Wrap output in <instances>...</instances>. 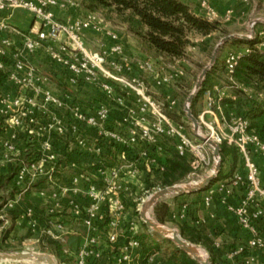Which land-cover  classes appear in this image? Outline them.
Returning a JSON list of instances; mask_svg holds the SVG:
<instances>
[{
  "label": "built area",
  "instance_id": "built-area-1",
  "mask_svg": "<svg viewBox=\"0 0 264 264\" xmlns=\"http://www.w3.org/2000/svg\"><path fill=\"white\" fill-rule=\"evenodd\" d=\"M73 5L76 4L70 0H0V12L12 15L14 10L23 9L32 14L38 22V25L32 24L25 31H20L6 20H0V72H6V77L17 90L13 95L0 92V116L4 117L6 130L26 132L38 146L39 152L36 160L20 165L14 178V183L19 189L16 195L26 194L42 178L53 188L49 196L56 208L60 205V197L69 193H84L88 200L84 208L78 205L73 197L68 198L73 214L82 216L86 229L84 240L72 264H87L89 260L94 261L101 256L98 247V223L106 226L105 240L116 246L111 264H142L143 261L156 264V252L146 259L140 257L141 243L137 239L136 216L127 219L125 231L122 229L128 208L126 200L132 187H135L139 170L137 159L128 160L126 148H135L141 157H144L150 145L158 144L163 138L172 140L175 152L185 158L192 174L209 165L206 147L208 143L191 139L183 125L167 114L166 110L172 109L177 102L171 94L165 93V109L163 104L148 92L145 81L131 72L134 68L151 72L152 83L156 87H168L183 76L184 70L180 64L184 59L175 60L174 66L165 71H155L154 62L149 59L130 63L124 55L119 36L104 26L103 19L97 13L87 12L82 17L67 21L57 19L53 9L64 10ZM200 6L206 19L214 20L219 16L208 0H201ZM231 15V11L226 10L221 16L223 19H229ZM85 30L103 34L109 40L108 46L98 51L87 49L83 36ZM2 32L6 36H2ZM10 34L21 37L20 46L12 52H8L12 46ZM255 36L261 39L258 48L264 51L263 32L252 31L247 35L250 39ZM38 49L44 51L53 65L66 70L71 85L90 84L100 80L104 100L94 111H87L70 97L60 98L51 91L47 86V77L34 71L29 60ZM244 52H249V48L228 50L224 57L225 73L233 85L235 83L232 73ZM109 55H115L118 59L109 60ZM130 95L132 102L127 100ZM205 95L206 108L197 116L199 134L218 145L225 142L236 146L242 158L241 171L233 174L229 184L231 188H243L244 194L237 204L228 203L226 199L231 193L230 188L221 185L218 189L225 193L221 202L249 235L247 246L264 248V182L259 167L251 157L252 154L264 156V141L249 132L247 119L239 116L230 120L225 118L221 105L225 96L223 91L216 88L214 94L207 90ZM112 104L125 115L118 120L120 128L117 130L107 128ZM63 108L67 109L68 116L66 113H59ZM201 127L205 128L204 133L201 132ZM87 129L94 130L95 137L77 136ZM55 135L67 137L74 143L73 148H78L96 159L93 170L81 169L74 162H66L55 150ZM12 136L16 138L17 135ZM18 143V137L15 141H0V165H5L13 159ZM114 145L120 147L115 163L106 165L103 162L106 158L103 154L107 148ZM210 147L213 150L211 145ZM213 160L216 163V159ZM155 162L156 159L153 158L151 163ZM149 164L145 162L147 170L150 168ZM214 191L215 188H210L204 198L207 207L211 204ZM38 193L43 196L46 190L41 189ZM12 201L13 199L7 200L4 206H11ZM141 201L143 202V199ZM141 205L137 203L133 211L139 214ZM185 209L183 205L179 217H183ZM25 216L29 218L32 231V236L25 239L26 246H29L27 250L30 243H33V249L37 251L45 238L62 241L64 235L69 234L68 229L59 221L41 222L33 207L25 209ZM0 219L5 221L1 215ZM123 235L126 236V241L120 242ZM244 249L245 245H238L227 253V258L234 259ZM248 263L249 261H246L242 264Z\"/></svg>",
  "mask_w": 264,
  "mask_h": 264
},
{
  "label": "trees",
  "instance_id": "trees-1",
  "mask_svg": "<svg viewBox=\"0 0 264 264\" xmlns=\"http://www.w3.org/2000/svg\"><path fill=\"white\" fill-rule=\"evenodd\" d=\"M81 3L89 12L103 11L114 15L121 24L125 25L127 32L137 39L146 53L153 56L155 60L175 61L185 59L191 36L206 37L218 31L224 33L219 21L210 22L202 16L196 15L189 4H185L180 0H81ZM260 41L261 39L258 36L252 39L232 38L222 46V48L230 46L228 50H232L244 45L243 47L249 48V52L240 55L233 70L232 79L235 84L233 85L231 81L227 82L223 79L224 82L232 86L237 85L239 88L233 89L234 99L224 97L221 105L225 116L229 117V113L232 112L237 117L247 119L249 132L258 135L264 141V102L255 100L245 91V89L251 90L253 93L264 95V51L258 48ZM223 71H225V63L224 61L220 62L217 57L214 66L207 73L201 88L190 104L192 114L195 117L198 116L195 109L196 103L205 95L207 90L211 89L213 77L221 79L222 76L219 72ZM216 72H218L217 75ZM5 77L6 72L1 71L0 87ZM79 86L81 84L77 87ZM116 90L119 92L118 88ZM166 112L170 117L179 121V118L172 115L169 110ZM181 114L183 115V112ZM4 130V117L0 116V136ZM53 141L56 152L63 156L66 162H74L81 169L86 168L85 159L89 157L87 153L80 151L78 148H71L69 142L63 137L55 135ZM119 149L120 147L116 145L109 148L108 161L115 162ZM126 151L128 160L137 159L138 168L147 172L145 189L171 186L184 180L191 172L185 158L177 155L174 142L169 139L163 138L158 144L150 145L144 157H141L135 148H126ZM161 152L163 153V159L158 155ZM38 155L39 152L36 149L35 142L31 140L26 132H20L17 153L0 171V201L5 203L19 192L14 183V178L20 165L23 162L36 160ZM219 155V171L214 181L207 188L222 179L229 181L236 171H241L242 158L236 146L223 142L220 144ZM153 158L156 159L155 163H151ZM146 161L150 163L149 170L146 168ZM2 206H0V209ZM169 209L167 202H157L153 207L155 219L160 223H165L171 215ZM185 213L188 214V210ZM183 218H181L180 223V235L186 237L184 226L189 225L187 220ZM2 223L3 220L0 219V224ZM141 224L145 226L142 222ZM8 234L9 229L4 228L2 230V240L6 239ZM137 238L143 246L145 257L153 249L160 251V242L156 237L146 232L139 234ZM163 239L165 242L171 243L170 239ZM196 240L197 234L192 235L190 241L196 242ZM44 242L45 244L41 245L42 248L54 254L59 264L73 263V259L64 253L62 244L59 241L45 238ZM205 246L210 253V262L213 264L214 253L211 247L207 244ZM2 247L3 245L0 243L1 250H3ZM168 256L173 264H194L189 255L175 245H173Z\"/></svg>",
  "mask_w": 264,
  "mask_h": 264
},
{
  "label": "rangeland",
  "instance_id": "rangeland-1",
  "mask_svg": "<svg viewBox=\"0 0 264 264\" xmlns=\"http://www.w3.org/2000/svg\"><path fill=\"white\" fill-rule=\"evenodd\" d=\"M70 1H73L76 5H73L71 7L69 6L64 10L53 9L55 16L57 17L58 20H60V21H67L68 19L71 20L73 18L82 17L85 15V13L89 12L88 10H86L83 7L81 0H70ZM208 1H210V3L212 4V0H208ZM239 3H242L241 6L237 7L238 9H235V7ZM235 5H233L227 9V10H230L232 13L231 18L223 19L222 16L218 14L219 16L214 20L206 19L204 17L203 8L201 6H199L201 9V13H202L201 16L210 22L219 21L221 23L222 29L224 30V33L218 31V32H215L214 34H212L210 36V38H208V40L205 42L206 45L202 46L203 47L202 50H200V46L198 45L199 43H201L200 41L197 44L194 40L193 41L190 40V43L186 49L187 53H186V56L184 59L185 64H183V65L180 64V66H182V68L184 70L183 76L177 78L172 83V85H170L168 87H166V86L165 87H156L152 83V81L149 78H147L148 76L152 77L153 73L148 72V71L142 72V71H139L135 68L131 72V74L136 75L145 81L148 92L152 95V97L155 100L162 103L163 107H165V109H166V103L164 102V99L163 98L157 99V96H160L163 93H167V94H171L174 97V99L176 101H178L179 107L181 109L180 111L183 112V115H182L183 118L179 119L178 122L181 125H183V127L185 128L187 134L189 135V137L191 139H197V140L201 141L193 132L192 122L186 116V111L184 109L185 103H186L188 96L190 95V93L194 89V86L198 80L199 74L201 73L202 69L209 63L212 52H213L215 46L217 45V43L223 37H226L229 35H245V36H247L252 31L263 32V34H264V0H254V1L253 0H237V3ZM212 7H213V9H215L213 5H212ZM241 11L243 12V16H242L243 21L246 23L243 24V26H241L237 30V33H230L229 31H231V30H229L230 28H229L227 23L231 22L233 16L236 15V12H239V14L241 16ZM94 13H97L103 19V24H104V26H106V28H108L112 31H115L117 33V35L119 36L120 42L123 45L124 55L127 57V59L129 60L130 63H135L138 60L149 59L152 62H154L155 69H156L155 71H159V70L165 71L169 67L174 66L175 61L165 60V59L155 60L154 57L149 55L148 53H146L145 49L141 46H140V49H135L131 45V43H135V42H133V41H135V38L129 32H127L125 25L121 24L115 18L114 15L103 12V11H96ZM13 14H14V16L11 18L10 14H8L7 12H4V13L0 14V20L1 19L6 20L10 25L14 26L16 29H18L20 31H25L26 29H28L29 23L31 25L32 24L38 25V22H36L34 20L33 15L30 14L26 10L16 9L12 12V15ZM127 35H128V37H127ZM2 36H6L5 33L2 32ZM83 36H84V44H85L86 48L89 50H92V51L101 50V49L107 47L109 44V40L103 34L96 33L92 30L83 31ZM9 38L12 41V46H10L8 52L16 51V48H18L20 46L21 37L16 35V34H13V35L10 34ZM232 38L233 39H241L237 36L231 37V39ZM222 46H221L219 52L222 50ZM229 48H230V46H228V49ZM219 52H218V55H219ZM218 55H217V57H218ZM108 59L109 60L110 59H118V57L115 55H109ZM29 60L32 64L35 65V67H34V65H33V67H34V71H36L37 73H40V74L44 73V74L52 75L53 71H55V72L59 71V67L56 65H53V63L50 62V60L47 58V56L45 55V53L42 49L36 50L29 57ZM36 66H37V68H36ZM50 80L52 82L51 83L52 85L51 86L49 85V86L51 88H53L54 87L53 84L56 85V83H54L52 78ZM54 89L56 91H58L59 90L58 85ZM68 89L69 88H67L65 90H68ZM76 89L78 90V93H80L82 96L89 97L90 93H91L90 95H93V98L90 97L88 99H85L82 96H79L78 100H75V99H73V97L71 95H68L71 100L77 101L78 105H80V106L86 105L88 108V111H91V110L94 111V108H96V106L104 100L103 95H102V91L100 88V80H95L93 83H90V84H81V86L77 87ZM2 90L3 89L0 87V92ZM156 92L161 93V94L156 95L155 94ZM127 100H128V102L129 101L132 102L133 101L132 96L130 95L127 98ZM111 107H112V111L110 113V118L113 119L114 117H117L118 119H122L125 117L123 112H121V110L116 108V106L114 104H112ZM63 109H66V108H63ZM166 111H168V110H166ZM59 113H61V115H62L64 113H66V111L62 110ZM66 116H68V113H66ZM117 118H115V119H117ZM200 130H201V132L204 133L205 128L201 127ZM206 147H207V155H208L209 161H210L209 165L202 167L200 170H198L192 174L190 173L184 180L177 182L173 185H187V184H191V183H198V182L202 181L204 178H206L207 176L211 175V170H214L216 163L213 160L214 156L212 153V151H213L212 148L210 147L209 144H206ZM88 158L93 160L94 163H96V161H97L93 157H88ZM114 163L115 162L109 161V163L106 165H110V164L112 165ZM211 186H213V185H211ZM135 187H132V190L130 191L131 193L128 195L127 200H126L127 205L132 207L133 210L136 207L137 203L142 204L143 202H147L149 196L158 190L157 189L158 187H154L152 189H145V187L142 189L141 188L137 189ZM215 187H216L215 191H214L215 194H213V196L215 195L214 196L215 198H221L222 199V195H220V192L218 191L219 186H215ZM30 194H31V197L34 196V194L32 195V193H30ZM204 195L205 194L202 191V192H197L194 194H191V193H180V194L172 193V194L163 196L160 199L161 201H168L169 203H175V205L173 206V210L171 212V215L167 218L165 223H160L155 219L154 214H153V207L154 206L148 207L147 213L152 220H154L155 222H157L160 225H163L164 227H166L168 229L177 230V233L180 235V230H181L180 223L182 220H181V217H179V214L181 212V207L183 205H185V207H186L185 212L188 210V214L184 212V214H183L184 218L183 217L182 218L187 220V224L189 226H184V228L186 229L185 230L186 231V237L185 236L183 237L181 235L180 236L183 239L187 240L188 242H191L192 244L197 246V248L201 251V254H203L205 257H207L209 259L210 253H209L207 247L205 246L206 244H204L205 243L204 237L208 233L209 228H212L218 224V222H217L218 219L212 218L211 220H209L208 218H206L204 216V210H203V208H201V205H203L202 203H203ZM142 199H143V202L141 201ZM30 200H31V198H30ZM3 204H4V202L0 201V206H2ZM211 206H212V203H211ZM208 210H210V209H208ZM5 213H6L5 210L3 208H1L0 209V215L3 216V215H5ZM134 216H136L135 221L136 220L138 221V222L137 221L136 222H137V228H138L139 232L140 231H144V233L147 232L148 234L152 235L153 237H156L160 242V251L153 249V251H150V253L147 254L145 259L148 258L154 252H157L158 254L155 257H157L156 259H157L158 264H166V262L169 260L168 259L169 258V256H168L169 252L171 251L173 245H175V244L171 240H170L171 243L165 242V240L163 238H166V237H164V236H162L156 232L151 233L149 231L148 227L143 226L141 224L138 213H135ZM203 218H205V222L201 221ZM198 219L201 222V225H199V226L197 225V222H199ZM196 234H197L196 242L190 241L192 238V235H196ZM17 240H18V242H15L14 244L2 243L3 250L0 249V252H7V253H14V252H21V251H30L31 252V250H29V249L27 250V248L29 246H26L25 239H23V236L17 237ZM212 242H214V241H212ZM142 250H143V248H142ZM37 252L46 253V254H50V255L54 256L50 251L44 250L41 245H40L39 249L37 250ZM190 258L192 259L194 264H200L198 261H196L192 257H190ZM209 261H210V259H209ZM55 262H56V258H55ZM1 264H3V263H1ZM6 264H41V263H39L37 261H23L21 263L6 262ZM142 264H147V263L145 261H143Z\"/></svg>",
  "mask_w": 264,
  "mask_h": 264
},
{
  "label": "crops",
  "instance_id": "crops-1",
  "mask_svg": "<svg viewBox=\"0 0 264 264\" xmlns=\"http://www.w3.org/2000/svg\"><path fill=\"white\" fill-rule=\"evenodd\" d=\"M180 1H182L185 4H189L191 6L193 12L196 15L201 16L202 13H201V9L199 7L200 6L199 3L201 0H180ZM236 3H237V0H212V4L211 3L210 4L214 6L216 12L219 15H222V14H224V12L229 7L235 5ZM241 4L242 3H239L237 6L235 5L236 6L235 9H238L237 7H240ZM2 13H4V12H0V14H2ZM10 16L12 18L14 16V14L10 15ZM242 16H243L242 11H241V16H240L239 12H236V15L233 16L231 22L227 23L229 28H230L229 30H231V31H229L230 33H237V30L241 26H243V24L246 23L243 21ZM30 26H31V24L29 23L28 28ZM127 37H128V35H127ZM208 38H210V36H206V37L191 36L190 40H192V41L194 40L197 44L200 41L201 43H199L198 45L200 46V50H202L203 49L202 46L206 45L205 42L208 40ZM133 42H135V43H131V45L135 49H140L141 44L137 41V39H135V41H133ZM243 46H239L238 48H243ZM227 49H228V47H223L222 50L219 52L218 60L220 62L224 61V57H225L226 53L228 52ZM184 62L185 61H183L181 64L182 65L185 64ZM32 65H34V64H32ZM34 67H35V65H34ZM36 68H37V66H36ZM42 74L47 77V79H48L47 86L51 89V91L56 96L62 98V97L71 95L73 97V99H75V100H78L79 96H82L80 93H78V90L76 89L77 86H73L69 83L68 74H67L66 70L63 69L62 67H59L58 72L53 71L52 75H48V74H44V73H42ZM217 74H218V72H216V75ZM219 74H221V76H222L221 79L214 76L212 79L211 89H209V90L214 94V91L217 88V89H219V91L224 92V95H225L224 97H230V98L234 99L235 95L233 93V89L239 88V87L237 85L232 86L229 83H227L230 80L228 79V76L225 73V71L219 72ZM51 78L53 79L54 83H56V85L53 84L54 85L53 88L50 87L52 85L51 84L52 82L50 80ZM147 78H149L152 81V77L148 76ZM223 79L227 80V82H224ZM57 85H58V89H59L58 91H56L54 89ZM1 88L3 89L2 90L3 92L8 93L10 95L17 93L16 88L12 85L11 81H9L7 77H5L3 79ZM67 88H69V89L65 90ZM245 91L250 97L254 98L255 100L264 102V95L263 94L253 93L251 90H246V89H245ZM90 94H89V97H86V96H82V97L85 99H88L90 97L93 98V95H90ZM155 94L159 95L161 93L156 92ZM162 98L165 100V93H163L160 96H157V99H162ZM206 102H207L206 95H204L196 103L195 109H196L198 115L202 111H204V109L206 108ZM82 108L88 111V108L86 105L82 106ZM62 110L66 111L67 109H62ZM180 110L181 109H180L179 103L177 101L176 105L172 109H170L169 111L175 117L182 119L183 118V116L181 114L182 111H180ZM224 116H225V114H224ZM234 117H237V116H235L232 112L229 113V117L225 116V118L227 120H230ZM115 118H117V117H114L113 119L110 118V120L107 124V128L116 129V130L120 128V125L118 122L119 119L118 118L115 119ZM173 120L178 122L176 120V118ZM14 134L17 135L16 138L17 137L19 138L18 132H14L12 130H6L5 129L4 132L0 136V141H2L3 139L15 141L16 138L12 136ZM95 134H96V132L94 130L87 129L85 131H81L80 133H78L77 136L78 137H81V136L95 137ZM65 139L69 142L70 147H73L74 143H72V141H70L67 137H65ZM37 148H38V146L36 145V149ZM103 155H104V157H106V158H104L103 162L106 164L109 163L108 158H107L109 155V149L108 148L105 150ZM158 155L161 159H163V153L162 152L159 153ZM251 157H252V160L259 167L260 175H261L262 181L264 182V156H261L259 154H252ZM85 161H86L85 167H87V169L92 171L94 161L89 159V158L85 159ZM99 162H101V161H99ZM3 166L4 165H0V171L2 170ZM146 176H147V172L145 170H142V169L138 170L136 181H135V186H136L135 188H137V189L141 188L142 189L145 187ZM212 185L213 186L203 190L205 195L203 197V203H202L203 205H201V208H203V210H204V216L206 218H208L209 220H211L212 218L218 219V221H217L218 224L212 228H209L208 233L204 237V240H205L204 242L209 247H211V249L214 253V263L213 264H242L246 261H249L248 264H264V248H254V247H248L247 246L249 235L247 234V232L244 229H242L237 224L234 215L227 210L226 205L223 202H221V198H215L214 197L215 195H214V196H212V201H211L212 206L210 204V206L207 207L204 204V198L207 196L209 189L210 188H216L215 186L220 187L221 185L222 186L224 185L226 187H229L231 193L227 197L226 200L228 203H233V204H237L240 201V199L242 198V196L244 194V189L241 187L231 188V185L229 184V181L227 179H222V180L216 181ZM41 189L46 190V194L43 196H41L38 193V191ZM51 190H53L52 186L46 184L45 179L42 178V179H39L34 184L33 189H31L26 194L24 193L22 196L15 195L12 198L13 201H12L11 206H4V204L6 202L3 204L2 208L5 210L6 213H5V215H3L4 216L3 219H5V221H3L2 224H0V243L14 244L15 242H18L17 237L23 236V239H27V238L32 236V231H31L30 225H29V218L25 216V209L27 207H33L36 210L37 217L39 218V220L41 222H45L46 220L47 221L49 220L52 222L53 221H59L64 225L65 228L68 229L69 234L64 235L63 240L59 241V242L62 244V248H63L64 253H66L69 257H71L73 259V262H74L75 254H76L78 248L80 247V245L82 244V242L84 240V236L86 234V229L82 223V216H78V215L73 214L72 207L68 204V198L73 197L75 199L76 203L83 208L88 204V200L85 198L83 192H78L76 194L69 193L66 196H62L59 198L60 205H59V207L56 208L54 206L53 199L49 196V193ZM218 191L220 192V195H222V198H223L225 195L224 191L223 190H218ZM200 192H202V191H200ZM30 193H32V195L34 194L35 197L34 196L31 197ZM30 198H31V200H30ZM159 201H161V200L159 199L157 202H159ZM165 202L168 203L169 208H170L169 211L172 212L173 206L175 205V203H169L168 201H165ZM208 209H210V210H208ZM126 210L127 211H126V215H125L126 216L125 221L122 225L123 232L126 229L125 228L126 220L129 218H132L134 216V211H133L132 207L128 206V208ZM198 221H199V219H198ZM201 221L205 222V218H203ZM98 225H99V234H100V236H99L100 240H99L98 247L101 251V256L97 260H94V261L89 260L87 264H111L112 258L116 252V246L108 243L105 240L106 226L102 223H98ZM197 225L198 226L201 225V222L200 221L197 222ZM4 228L9 229V234H8V237L6 239L2 240V230ZM137 231H138V235L144 233V231H140V232H139V230H137ZM138 235H137V237H138ZM124 241H126V236L123 235L120 238V242H124ZM212 241H214V242H212ZM43 244H45V242ZM238 245H245L244 251L241 254L237 255L234 259H228L227 253L229 251L233 250L234 248H236ZM142 248H143V246L141 245V248L139 249V253H140V257L142 259H144L145 256H144V252H143ZM30 249H33V243H30L29 250ZM33 251L37 252L35 249H33ZM157 254L158 253L156 252V255ZM53 257H54V259L56 258L55 255ZM156 258L157 257H154V261L157 264ZM56 264H59L57 258H56ZM65 264H69V263H65ZM166 264H173V263L171 260H168L166 262Z\"/></svg>",
  "mask_w": 264,
  "mask_h": 264
},
{
  "label": "water",
  "instance_id": "water-1",
  "mask_svg": "<svg viewBox=\"0 0 264 264\" xmlns=\"http://www.w3.org/2000/svg\"><path fill=\"white\" fill-rule=\"evenodd\" d=\"M239 37L241 39H250L249 37L245 35H229L226 37H223L215 46L211 58L209 60V63L202 69L201 73L198 76V80L194 86L193 91L188 96L186 103H185V111L187 118L192 122L193 126V132L195 135L202 141H205L209 145L213 147V156L216 159V165L211 173V175L204 178L202 181L194 184H187L185 187H180L179 185H171L164 188H161L157 191H155L153 194H151L147 200V202H143L141 205V210L139 212V217L141 222L148 227L149 231L151 233L156 232L168 239H170L180 250L184 251L187 255L198 261L200 264H211L209 259L207 257H202L201 251L192 244L191 242H188L187 240L183 239L175 229H168L164 227L163 225L158 224L154 220H152L147 213L148 207H153L155 203L161 199L163 196L176 193H195L200 192L210 185L212 181L217 176V173L219 171L220 167V145L215 144L213 141L203 137L199 134V122L197 117H195L192 114L190 103L192 102L193 98L197 94L198 90L201 88V84L203 83L207 73L210 71V69L214 66L218 52L221 48V46L227 42L231 37ZM169 233H171V236H169ZM39 263H45V264H56L55 259L52 255L46 254V253H29L27 251H21V252H14V253H7V252H0V260L3 259H9L11 261H21L25 259H33Z\"/></svg>",
  "mask_w": 264,
  "mask_h": 264
},
{
  "label": "bare ground",
  "instance_id": "bare-ground-1",
  "mask_svg": "<svg viewBox=\"0 0 264 264\" xmlns=\"http://www.w3.org/2000/svg\"><path fill=\"white\" fill-rule=\"evenodd\" d=\"M191 184H194V183H191ZM180 187H185L186 185H179ZM149 216V215H148ZM169 236H171V233H169ZM31 250V252L30 251H27V252H29V253H39V252H35V251H33V249H30ZM202 257H205L203 254H202ZM23 261H35L34 260V258L33 259H25V260H21V261H11V260H9V259H3V260H0V264L1 263H3V264H6V262H15V263H21V262H23ZM42 264H45V263H42Z\"/></svg>",
  "mask_w": 264,
  "mask_h": 264
}]
</instances>
